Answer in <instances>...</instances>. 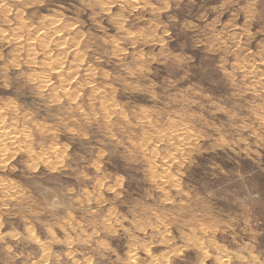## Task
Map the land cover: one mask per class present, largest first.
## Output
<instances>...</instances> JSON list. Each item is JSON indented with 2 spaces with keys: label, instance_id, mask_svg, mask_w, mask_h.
I'll return each mask as SVG.
<instances>
[{
  "label": "clouds",
  "instance_id": "9594fccd",
  "mask_svg": "<svg viewBox=\"0 0 264 264\" xmlns=\"http://www.w3.org/2000/svg\"><path fill=\"white\" fill-rule=\"evenodd\" d=\"M0 264H264V0H0Z\"/></svg>",
  "mask_w": 264,
  "mask_h": 264
}]
</instances>
